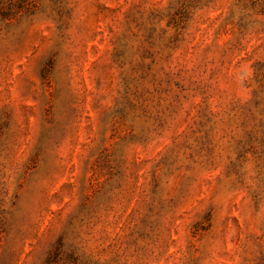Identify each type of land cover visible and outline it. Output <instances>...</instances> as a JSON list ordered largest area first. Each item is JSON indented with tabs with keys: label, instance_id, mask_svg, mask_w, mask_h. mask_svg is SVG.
I'll use <instances>...</instances> for the list:
<instances>
[{
	"label": "rangeland",
	"instance_id": "374dc122",
	"mask_svg": "<svg viewBox=\"0 0 264 264\" xmlns=\"http://www.w3.org/2000/svg\"><path fill=\"white\" fill-rule=\"evenodd\" d=\"M0 264H264V0H0Z\"/></svg>",
	"mask_w": 264,
	"mask_h": 264
}]
</instances>
